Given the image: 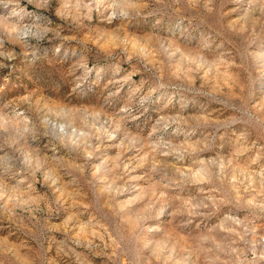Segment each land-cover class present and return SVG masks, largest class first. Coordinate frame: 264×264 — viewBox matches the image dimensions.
I'll use <instances>...</instances> for the list:
<instances>
[{"label": "clouds", "instance_id": "9594fccd", "mask_svg": "<svg viewBox=\"0 0 264 264\" xmlns=\"http://www.w3.org/2000/svg\"><path fill=\"white\" fill-rule=\"evenodd\" d=\"M189 2L201 4L208 13L213 11V0ZM179 3L180 0H172V4ZM153 5H165V0H75L71 7L82 28H86L84 21H93V12L109 26L119 20L120 24L106 29L111 33L109 41L113 51L122 49L126 60L132 62L138 53L152 58L157 55L154 48L141 44L140 34L130 26L134 17L152 15ZM257 8L264 9V0H248L245 17ZM230 56V52L206 55L204 48H193L183 52L184 66L173 70L176 78L190 83V91L195 89L209 100L200 113L160 118L191 128L192 132L184 140L176 144L162 140L153 142L151 137L155 129H152L142 137L141 155L124 162L117 154L112 158L111 175L100 179L102 165L86 169L78 160L59 155L56 146L49 150L51 155L29 153V168L18 169L9 178L15 183L0 178V209L6 216L14 218V222H24V230L21 231L19 226L16 230L31 241L34 231L28 225L39 223L37 213L59 215L63 209L66 216L58 225L47 220L45 224L53 233L52 241L57 252L68 257L72 264V257H75V264H79L81 254L74 247L65 250L64 241L55 238L57 231L92 255H107L112 264H141V261L143 264H189V261L191 264H264V163L261 162L264 161V143L261 142L264 141V95L255 96L240 81L234 69L241 65ZM9 58H13L11 54ZM67 71L70 76V65ZM124 79H131V73ZM76 87L79 85L73 86L69 81L68 90L64 92L63 85L59 90L63 99L52 104L53 107L63 110L70 100L75 110L76 106L88 103L75 97ZM5 89L0 87V93ZM38 99L27 91L19 99L8 98L4 106L13 105V112L0 115V121L27 132L32 121L22 109H16ZM50 99L52 101L54 96ZM110 118L117 128L129 118L139 119L130 115L128 105L120 106ZM196 127L209 129L203 139L190 138ZM100 132L101 129H96L97 134ZM229 132L234 137L235 151L220 157L217 173H213L210 167L216 161L200 158L190 164H174L173 176L168 177L165 173L160 180L155 179L158 170L167 167L161 157L180 154L183 160L184 154L193 156L206 151L213 138L223 148ZM80 135L85 137L79 146L80 158L91 160L100 146H92L88 139L90 133L81 132ZM107 138L112 140L115 137L109 134ZM42 143L47 145V141ZM117 147L127 151L122 143ZM161 148L167 150L158 151ZM133 159L138 162L133 164ZM146 162L150 164L148 173L128 177L129 172L141 168ZM62 169L69 171L62 174ZM42 170L41 179L37 173ZM50 175L55 179L49 184ZM129 180L144 183L130 191L125 187ZM57 182L59 187H56ZM37 184L44 189L43 194H39ZM181 185L198 187L194 194L188 195L176 191ZM233 209L247 214L240 218L233 214ZM166 211L168 218L163 220ZM152 220L160 223L150 227L147 222ZM152 232H161L162 235L155 240L146 238L145 234ZM248 236L250 240L245 239ZM35 245L42 255L41 264H50L48 250L39 241ZM145 251L146 256L143 255ZM0 264H22V256L8 246L7 254L0 252Z\"/></svg>", "mask_w": 264, "mask_h": 264}, {"label": "rangeland", "instance_id": "374dc122", "mask_svg": "<svg viewBox=\"0 0 264 264\" xmlns=\"http://www.w3.org/2000/svg\"><path fill=\"white\" fill-rule=\"evenodd\" d=\"M74 3L75 0H0V87L6 88L0 93V115L13 112V105L4 106L8 98L19 99L26 91L40 98L16 109H22L32 121L27 132L0 121V178L9 180L18 169L29 168V153L51 155L49 150L56 146L59 155L78 160L86 169L102 165L100 179L111 175L112 158L117 154L124 162L141 155L142 137L152 129H155L151 137L153 142L162 140L176 144L184 140L192 132L191 128L160 118L197 114L205 110L209 102L195 89L190 91V83L176 78L173 71L184 66L183 52L189 49L204 48L206 55L230 52L229 58L241 65L234 69L240 81L255 96L264 95V9L257 8L245 17L248 0H213L211 13L206 12L201 4L190 3L189 0H180L178 5L172 4V0H165V5L170 6L153 5L152 15L134 17L130 26L140 34L141 44L154 48L157 55L152 58L138 53L132 62L126 60L122 49L112 50L111 33L106 31L120 21L114 20L109 26L98 13L93 12V21H84L86 28H82L71 7ZM234 21L236 23L232 24ZM122 28L127 31L126 26L122 25ZM9 54L13 58H9ZM69 65L70 76L67 71ZM130 73L131 79H124ZM196 79L199 81L198 76ZM69 81L73 86L79 85L75 88V97L88 103L76 106L75 110L70 100L63 110L53 107L52 104L63 99L59 90L64 85L63 91L67 92ZM122 105L130 106V115L139 119L129 118L117 128L110 116L117 113ZM96 129H101V132L97 134ZM208 131L207 128L196 127L190 138L203 139ZM81 132L91 134L88 139L93 147L100 146L91 160L80 158L79 146L85 140ZM109 134L115 138L109 140ZM43 141H47L46 146ZM121 143L127 148L126 152L117 147ZM219 144L213 138L206 151L193 156L184 154L183 160L180 154L161 157L167 167H161L155 179L160 180L165 173L168 177L173 176L174 164H190L200 158L216 161L210 167L213 173H217L220 157L235 151L232 133L229 132L223 148ZM165 150L161 148L158 151ZM136 162L133 159V164ZM149 169L150 164L146 162L141 168L129 172L128 177L146 174ZM67 171L62 169L61 173ZM42 172L37 173L38 178L42 179ZM228 172L231 173V169ZM52 179H55L54 175H50L49 184ZM9 182L15 183V180ZM142 183L144 181L129 180L125 187L132 191ZM59 186L57 182L56 187ZM197 187L181 185L176 191L191 195ZM37 188L39 194H43L44 189L39 184ZM168 211L163 220L168 218ZM233 214L243 218L247 213L233 209ZM37 216L39 223L28 225L34 231L31 241L21 235L24 222H14V218L6 216L0 209V252L7 254L10 246L22 256V264H41L42 255L35 245L39 241L48 250L50 264H72L68 257L57 252L52 241L53 233L45 224L47 220L58 225L66 216L64 210L60 209L59 215L38 212ZM157 223L160 221L147 222L150 227ZM18 226L21 231L16 230ZM54 235L58 241H64L65 250L67 247L76 248L81 254L79 264H112L107 255H92L59 231ZM161 235V232L145 234L152 240ZM143 255L146 256L147 251ZM72 260L75 264V257Z\"/></svg>", "mask_w": 264, "mask_h": 264}]
</instances>
